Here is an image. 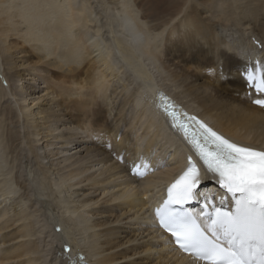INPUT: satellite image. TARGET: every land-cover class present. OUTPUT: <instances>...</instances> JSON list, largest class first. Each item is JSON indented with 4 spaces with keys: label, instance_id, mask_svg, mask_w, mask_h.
<instances>
[{
    "label": "bare ground",
    "instance_id": "bare-ground-1",
    "mask_svg": "<svg viewBox=\"0 0 264 264\" xmlns=\"http://www.w3.org/2000/svg\"><path fill=\"white\" fill-rule=\"evenodd\" d=\"M260 41L264 0H0V264H67L64 241L91 264H194L152 214L189 153L156 93L264 148L244 79ZM36 65L65 81L33 112L25 78L38 72L22 68ZM139 157L157 168L143 179L129 171ZM202 190L223 195L212 180Z\"/></svg>",
    "mask_w": 264,
    "mask_h": 264
},
{
    "label": "snow or ice",
    "instance_id": "snow-or-ice-1",
    "mask_svg": "<svg viewBox=\"0 0 264 264\" xmlns=\"http://www.w3.org/2000/svg\"><path fill=\"white\" fill-rule=\"evenodd\" d=\"M259 43L264 46V41ZM244 79L254 97L252 104L264 109V61L256 62ZM156 95L166 123L194 155L187 157L184 169L166 186L165 199L154 209L155 226L168 234L179 251L190 254L194 264H264V148L234 142L182 110L166 94ZM105 146L125 163V156L111 142ZM156 170L144 157L134 160L129 169L140 179ZM209 177L223 193L218 203L215 194L202 190ZM229 198L231 207L226 206ZM196 202L201 204L198 212L189 207ZM54 230L62 231L59 226ZM60 255L67 264H90L67 241Z\"/></svg>",
    "mask_w": 264,
    "mask_h": 264
},
{
    "label": "rangeland",
    "instance_id": "rangeland-1",
    "mask_svg": "<svg viewBox=\"0 0 264 264\" xmlns=\"http://www.w3.org/2000/svg\"><path fill=\"white\" fill-rule=\"evenodd\" d=\"M145 22L151 26L156 23V21H152V19L147 18L145 19ZM31 68L34 69L33 73L38 72V77L28 76L26 77L25 81L30 84V86H33L35 88V94L28 98L27 102L23 105H27V107L32 108L33 112L37 111L39 107H46L47 102L52 100V97L50 94V91L55 88V86H60L62 83H64L65 78L60 74V71L52 72L50 70H47L45 67H42L40 65H36V67L29 66L26 68H22V70H31ZM85 70V69H84ZM34 75V74H33ZM24 82V83H26ZM50 104V103H49ZM18 117L21 118V114L18 113ZM74 134L77 133L75 136L77 138L78 146L76 149L71 150L69 154L76 157H84L85 156V135L82 134L81 131L77 130L73 132ZM81 140V141H79ZM158 163H161V158L157 159ZM149 175V174H148ZM147 175V176H148ZM148 239V238H147ZM146 240V239H144ZM140 242H137L139 245ZM171 262H168L167 264H170Z\"/></svg>",
    "mask_w": 264,
    "mask_h": 264
}]
</instances>
